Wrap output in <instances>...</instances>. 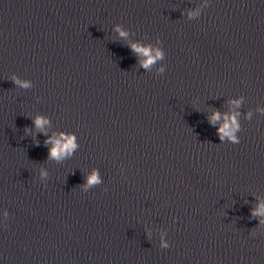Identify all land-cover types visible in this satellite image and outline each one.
<instances>
[{
	"label": "water",
	"instance_id": "water-1",
	"mask_svg": "<svg viewBox=\"0 0 264 264\" xmlns=\"http://www.w3.org/2000/svg\"><path fill=\"white\" fill-rule=\"evenodd\" d=\"M262 206L264 0H0V264H264Z\"/></svg>",
	"mask_w": 264,
	"mask_h": 264
},
{
	"label": "clouds",
	"instance_id": "clouds-1",
	"mask_svg": "<svg viewBox=\"0 0 264 264\" xmlns=\"http://www.w3.org/2000/svg\"><path fill=\"white\" fill-rule=\"evenodd\" d=\"M117 31L120 32L121 36H125L127 35L126 32H124L123 30L120 29L119 26H117ZM132 48L139 52V53H143L144 56L147 58L145 61H143V66L145 68L149 67L152 63H154L155 58H159L162 53L157 51L155 54V57L152 56L151 54V50L148 47H143L139 44H133ZM16 83H21L20 81H16ZM24 87H27L28 84L24 83L23 84ZM220 115L219 113L214 114L213 119H219ZM36 127L38 128H43L44 124L47 123V121L43 118H37L34 121ZM231 124V126H230ZM239 125L235 119V117L231 118L230 122H226L222 129L220 130L223 133H227L229 135L232 136L233 141L239 143L237 137H235L234 135H232L233 131L238 130ZM51 141H45V143H49ZM76 147V144L74 143V140L72 138H66V142H62L61 140H56L54 147L50 149V157L51 158H56V159H60L62 156L71 153L72 150ZM98 182V176L93 174L92 176H90L89 178V184H93V183H97ZM260 211H264V206H262ZM253 215H257V212L254 210Z\"/></svg>",
	"mask_w": 264,
	"mask_h": 264
}]
</instances>
